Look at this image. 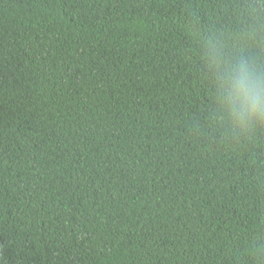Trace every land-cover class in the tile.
I'll list each match as a JSON object with an SVG mask.
<instances>
[{
  "label": "trees",
  "instance_id": "16d2710c",
  "mask_svg": "<svg viewBox=\"0 0 264 264\" xmlns=\"http://www.w3.org/2000/svg\"><path fill=\"white\" fill-rule=\"evenodd\" d=\"M249 0H0V264H264V132H194L186 22Z\"/></svg>",
  "mask_w": 264,
  "mask_h": 264
},
{
  "label": "clouds",
  "instance_id": "9594fccd",
  "mask_svg": "<svg viewBox=\"0 0 264 264\" xmlns=\"http://www.w3.org/2000/svg\"><path fill=\"white\" fill-rule=\"evenodd\" d=\"M188 62L200 67L207 104L193 131L212 132L225 142L247 141L264 132V0H249L234 30L185 25ZM264 228V225H261ZM264 258V239L255 243Z\"/></svg>",
  "mask_w": 264,
  "mask_h": 264
}]
</instances>
